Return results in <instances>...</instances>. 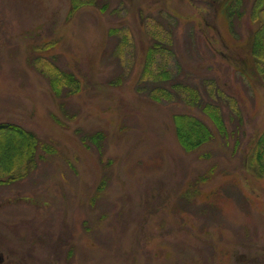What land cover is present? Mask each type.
Wrapping results in <instances>:
<instances>
[{
	"label": "rangeland",
	"instance_id": "rangeland-1",
	"mask_svg": "<svg viewBox=\"0 0 264 264\" xmlns=\"http://www.w3.org/2000/svg\"><path fill=\"white\" fill-rule=\"evenodd\" d=\"M229 2L0 0V125L37 139L0 166L1 249L24 264H264V171L249 163L264 13L241 0L229 18ZM58 72L78 87L57 92ZM194 89L217 96L227 135L187 151L173 116L210 125Z\"/></svg>",
	"mask_w": 264,
	"mask_h": 264
},
{
	"label": "trees",
	"instance_id": "trees-1",
	"mask_svg": "<svg viewBox=\"0 0 264 264\" xmlns=\"http://www.w3.org/2000/svg\"><path fill=\"white\" fill-rule=\"evenodd\" d=\"M240 1L241 0H230L228 7L226 8L229 18H233L235 15H237L235 6ZM262 2L264 3V0H261L254 14V16H257V18H259L264 13V9H262L264 8L262 7L264 4L260 6ZM256 3L257 0H255L254 4ZM157 46H159V43L153 44V46L150 48L149 54L151 51L153 52ZM251 55L255 61V68L260 74L261 79L264 81V19H262V23H259L258 29H256L253 34ZM56 75L58 78L56 80H51V82L57 92L60 91H58V89L62 90V87L66 86L71 87L73 85L78 87V82L74 79L72 74L58 72ZM167 79V74H163V79H161V81H165ZM174 85L178 88H182L184 86L180 83ZM216 90L219 92V89ZM151 91L154 93L151 96L154 100H157V98L163 94H168L166 88L161 85L159 87L153 88ZM190 93H194L193 95H190V97H192L191 101L194 105L196 103L197 107L201 109L200 112L208 116L210 125L203 123L202 120H198V117H196L194 114L174 115L173 120L175 124V133L181 145L185 147L187 151H195L212 139H216L217 136H226L227 129L222 119V111L220 107L217 106V96L210 95L211 98L209 99V102L203 103L202 99H200L199 92L196 89L191 90ZM217 95H220V93ZM4 130L16 135L9 134L2 138L0 137V166L6 163L10 164L11 162L18 159L29 145L30 140L37 141L33 133L28 132L20 127L0 125V131ZM249 163L253 164L257 170L264 171V136H262L258 141L255 151L253 152L252 156H250ZM12 179L13 178L5 179V181L10 182Z\"/></svg>",
	"mask_w": 264,
	"mask_h": 264
},
{
	"label": "flooded vegetation",
	"instance_id": "flooded-vegetation-1",
	"mask_svg": "<svg viewBox=\"0 0 264 264\" xmlns=\"http://www.w3.org/2000/svg\"><path fill=\"white\" fill-rule=\"evenodd\" d=\"M0 264H24L22 260H18L16 255L9 250L1 249L0 246Z\"/></svg>",
	"mask_w": 264,
	"mask_h": 264
}]
</instances>
